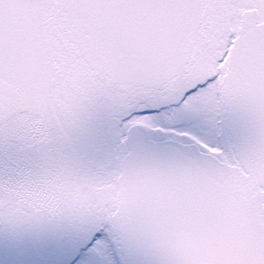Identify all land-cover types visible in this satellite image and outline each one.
Instances as JSON below:
<instances>
[{"label":"snow or ice","instance_id":"1","mask_svg":"<svg viewBox=\"0 0 264 264\" xmlns=\"http://www.w3.org/2000/svg\"><path fill=\"white\" fill-rule=\"evenodd\" d=\"M0 264H264V0H0Z\"/></svg>","mask_w":264,"mask_h":264}]
</instances>
